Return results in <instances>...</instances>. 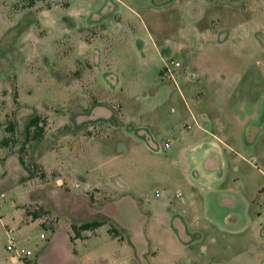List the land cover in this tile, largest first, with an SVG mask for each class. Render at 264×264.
Instances as JSON below:
<instances>
[{"label": "rangeland", "instance_id": "obj_1", "mask_svg": "<svg viewBox=\"0 0 264 264\" xmlns=\"http://www.w3.org/2000/svg\"><path fill=\"white\" fill-rule=\"evenodd\" d=\"M7 228L34 264H264V0H0L16 264Z\"/></svg>", "mask_w": 264, "mask_h": 264}, {"label": "built area", "instance_id": "obj_2", "mask_svg": "<svg viewBox=\"0 0 264 264\" xmlns=\"http://www.w3.org/2000/svg\"><path fill=\"white\" fill-rule=\"evenodd\" d=\"M175 66H178V63H174ZM167 70L171 72L169 67H167ZM165 145L168 146V142H165ZM43 217L41 219L44 220ZM13 229L7 228L6 234H7V241L5 244V250L9 254L10 258L15 260L18 264H34V254L30 249L24 248L23 246L19 245L15 239V237L12 235ZM44 234L40 233L39 238H43Z\"/></svg>", "mask_w": 264, "mask_h": 264}, {"label": "trees", "instance_id": "obj_3", "mask_svg": "<svg viewBox=\"0 0 264 264\" xmlns=\"http://www.w3.org/2000/svg\"><path fill=\"white\" fill-rule=\"evenodd\" d=\"M39 123V116L38 115H33L29 118V120L26 122V124L24 125V135L27 136L28 133H29V129L31 127H33V129H35L38 134H41L42 132V129L41 128H38L37 125ZM11 128H7V130H10ZM19 162H20V159H19ZM26 212V211H25ZM27 215H32V214H29L26 212ZM34 217V215H32ZM107 220L104 218L102 220H99V221H91V222H84V223H81L78 227H75L74 225H72V229L74 231V238L77 237V232L75 231L76 229L77 230H94L96 229L98 226L104 224ZM111 231H114L115 232V228L112 226ZM73 238V239H74Z\"/></svg>", "mask_w": 264, "mask_h": 264}, {"label": "crops", "instance_id": "obj_4", "mask_svg": "<svg viewBox=\"0 0 264 264\" xmlns=\"http://www.w3.org/2000/svg\"><path fill=\"white\" fill-rule=\"evenodd\" d=\"M198 206H197V215L194 217V220L193 221H195V222H197V221H199V220H205V219H209L210 220V218L209 217H211L210 216V211H209V209H204V207H202L201 206V203H198L197 204ZM24 213H25V216L26 217H29L30 215H27L26 214V212H25V210H24ZM35 220V219H34ZM91 231H95V229L94 230H91ZM13 232H14V230L12 231V235H13ZM14 236V235H13ZM15 237V236H14ZM77 238V237H76ZM76 238H74V239H76ZM15 239H16V241H17V243L20 245V241H19V239L18 238H16L15 237ZM12 262H15L16 264H18L15 260H13L12 258L10 259Z\"/></svg>", "mask_w": 264, "mask_h": 264}]
</instances>
